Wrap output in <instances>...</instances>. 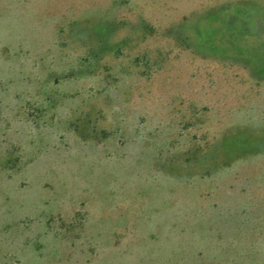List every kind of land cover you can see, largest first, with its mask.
Listing matches in <instances>:
<instances>
[{
    "label": "rangeland",
    "instance_id": "rangeland-1",
    "mask_svg": "<svg viewBox=\"0 0 264 264\" xmlns=\"http://www.w3.org/2000/svg\"><path fill=\"white\" fill-rule=\"evenodd\" d=\"M0 264H264V0H0Z\"/></svg>",
    "mask_w": 264,
    "mask_h": 264
}]
</instances>
